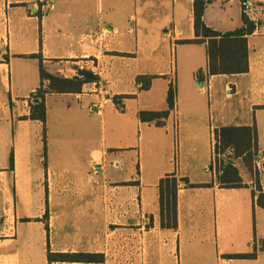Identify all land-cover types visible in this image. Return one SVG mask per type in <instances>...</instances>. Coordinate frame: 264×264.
I'll return each instance as SVG.
<instances>
[{"label":"crops","instance_id":"0c3cea01","mask_svg":"<svg viewBox=\"0 0 264 264\" xmlns=\"http://www.w3.org/2000/svg\"><path fill=\"white\" fill-rule=\"evenodd\" d=\"M203 1L207 28L242 27L239 0ZM0 2L9 20L0 43V264H48V254L103 256L50 264H264V0L245 37L247 71L216 76H207L206 41L193 42L194 0ZM102 29L117 34L99 43ZM84 55L97 58L98 74L79 81ZM40 68L82 82L44 96V123L29 117L32 95L49 85ZM141 112L165 116L142 121ZM241 127L256 131L251 170L232 149L218 151L217 130ZM221 164L235 168L238 187L227 185L229 173L219 179ZM166 176L178 182L176 230L160 223Z\"/></svg>","mask_w":264,"mask_h":264},{"label":"trees","instance_id":"16d2710c","mask_svg":"<svg viewBox=\"0 0 264 264\" xmlns=\"http://www.w3.org/2000/svg\"><path fill=\"white\" fill-rule=\"evenodd\" d=\"M205 9V3L203 0H194L193 2V18H194V29L198 40H194V43H204L206 41V49L208 56L207 65V76L216 75H230L245 73L248 69V53L245 37L252 35L255 31V25L250 22L246 17L242 16V27L234 32L221 34L207 28L202 22V14ZM40 75L42 80H47L49 82L47 89H40L32 95L31 98L39 100L35 104H30V119L34 121H39L41 123L45 122V105L44 96L56 90L67 89L66 85H72L68 89L79 91L78 86L82 84L77 80H65L52 76L44 72L40 68ZM204 77L200 74L199 82L202 83ZM150 78L140 77L138 78V83H141V89H145L149 85ZM167 103L169 109L173 106V94L171 90L168 91ZM119 105V104H118ZM120 107V105H119ZM122 109V107H120ZM165 114V113H164ZM161 114H153L147 112H141L139 117L142 121H153L160 117L165 116ZM218 138V151L222 154L225 153L227 149H232L235 158H242L248 169L251 170V166L248 164L249 159H252V152L257 153L256 147V131L254 128L241 127V128H221L217 130ZM264 158V155H263ZM264 170V163H262ZM219 171H222V175L219 177L221 181L225 180L226 173H229L232 184H227L229 187H238L240 179L237 176L235 168L230 164L220 165L218 167ZM233 173V175H232ZM177 186L178 182L171 176H166L160 180L158 186L159 193V217L161 227L170 230L177 229ZM257 198L258 204L264 207L263 200L264 195L259 193ZM48 264L52 262H68V263H99L103 260V256L94 254H48L47 255ZM229 258H253L252 256L245 255H232Z\"/></svg>","mask_w":264,"mask_h":264},{"label":"built area","instance_id":"2783aa9c","mask_svg":"<svg viewBox=\"0 0 264 264\" xmlns=\"http://www.w3.org/2000/svg\"><path fill=\"white\" fill-rule=\"evenodd\" d=\"M258 2L259 0H239V5L241 9L242 16L246 17L250 22L256 23L257 22V12H258ZM41 9H46L48 7V4L45 3V1L42 2ZM7 4L0 2V34L3 35V37H0V43H4L8 39L9 36V20L7 16ZM117 34L115 30H108V29H102L100 32L95 33L94 39L100 42H103L105 39ZM96 57L92 55H84L82 58H80L76 64V78L79 81H85L86 72H90L93 75H97V63ZM196 77L199 79V74H196ZM203 89H200L202 91ZM215 141H213V162H215V159L220 157V155L217 152V141L216 137H214ZM177 156L175 155V161L174 166L176 165ZM264 163V162H263ZM260 172H264L263 167L262 169H259Z\"/></svg>","mask_w":264,"mask_h":264},{"label":"rangeland","instance_id":"374dc122","mask_svg":"<svg viewBox=\"0 0 264 264\" xmlns=\"http://www.w3.org/2000/svg\"><path fill=\"white\" fill-rule=\"evenodd\" d=\"M35 258H36V259L34 260V262L36 263V262H37V261H36V260H37V256H35Z\"/></svg>","mask_w":264,"mask_h":264}]
</instances>
